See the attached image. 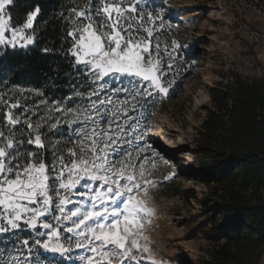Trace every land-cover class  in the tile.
I'll return each mask as SVG.
<instances>
[{"label": "snow or ice", "instance_id": "obj_1", "mask_svg": "<svg viewBox=\"0 0 264 264\" xmlns=\"http://www.w3.org/2000/svg\"><path fill=\"white\" fill-rule=\"evenodd\" d=\"M15 5L0 0V45L23 48L34 42L29 30L41 10L17 25ZM141 5L148 0H84L71 8L69 52L83 81L66 97L42 101L46 111L36 121L8 104L0 121V264H75L74 249L86 253L75 258L80 264H156L140 241L153 213L141 196L157 186L149 178L157 153L140 129L171 82L166 86L157 35L167 22ZM171 47L164 49L168 71L181 46L173 39ZM64 125L77 127L53 140L64 137ZM133 135L144 143L128 151Z\"/></svg>", "mask_w": 264, "mask_h": 264}, {"label": "rangeland", "instance_id": "obj_2", "mask_svg": "<svg viewBox=\"0 0 264 264\" xmlns=\"http://www.w3.org/2000/svg\"><path fill=\"white\" fill-rule=\"evenodd\" d=\"M141 7L162 13L167 22L157 35L166 86L171 82V87L167 97L155 96L141 120L140 131L146 129L145 140L157 153V166L150 169L149 177L157 186L141 196L153 213L141 232L147 241L140 243L147 244L146 255L156 264H210L214 244L200 230L209 221L204 203L209 189L199 178L196 128L211 105L209 89L223 74L239 72L264 79V0H148ZM173 39L181 47L173 53L174 68L168 71L167 52H172ZM129 138L133 145H124L128 151L144 143L135 135ZM170 174L173 178L165 180ZM25 237L21 233V239ZM81 254L86 253L80 249L71 253L75 264H80L75 258Z\"/></svg>", "mask_w": 264, "mask_h": 264}, {"label": "trees", "instance_id": "obj_3", "mask_svg": "<svg viewBox=\"0 0 264 264\" xmlns=\"http://www.w3.org/2000/svg\"><path fill=\"white\" fill-rule=\"evenodd\" d=\"M83 4L84 0H16L13 23L17 25L35 7L41 11L33 25V44L0 46V121L12 103L19 105L12 109L14 113L36 121L46 111L42 101L51 104L66 97L72 92L70 85L83 81L75 70L69 52L72 40L67 36L69 10ZM209 96L211 105L196 128L194 152L200 163L199 178L209 189L204 200L209 221L200 230L214 244L210 264H262L264 79L239 72L223 74L210 87ZM73 127L64 125V137L53 136V140L67 139ZM17 128L28 131L23 124Z\"/></svg>", "mask_w": 264, "mask_h": 264}]
</instances>
